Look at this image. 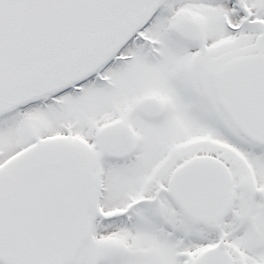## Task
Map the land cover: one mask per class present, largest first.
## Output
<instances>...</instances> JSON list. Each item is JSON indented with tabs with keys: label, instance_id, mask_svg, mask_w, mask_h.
Here are the masks:
<instances>
[{
	"label": "snow or ice",
	"instance_id": "obj_1",
	"mask_svg": "<svg viewBox=\"0 0 264 264\" xmlns=\"http://www.w3.org/2000/svg\"><path fill=\"white\" fill-rule=\"evenodd\" d=\"M0 264H264V0H0Z\"/></svg>",
	"mask_w": 264,
	"mask_h": 264
}]
</instances>
